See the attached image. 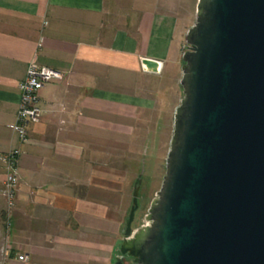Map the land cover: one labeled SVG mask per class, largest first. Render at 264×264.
<instances>
[{"label":"crops","instance_id":"obj_1","mask_svg":"<svg viewBox=\"0 0 264 264\" xmlns=\"http://www.w3.org/2000/svg\"><path fill=\"white\" fill-rule=\"evenodd\" d=\"M197 1L0 0V155L19 149L6 264H111ZM34 56L64 77L38 90L41 118L20 142L11 127ZM144 57L159 74L142 70ZM3 174L0 161V187Z\"/></svg>","mask_w":264,"mask_h":264},{"label":"water","instance_id":"obj_2","mask_svg":"<svg viewBox=\"0 0 264 264\" xmlns=\"http://www.w3.org/2000/svg\"><path fill=\"white\" fill-rule=\"evenodd\" d=\"M185 42L161 186L134 228L137 178L118 251L130 264H264V0H198Z\"/></svg>","mask_w":264,"mask_h":264},{"label":"rangeland","instance_id":"obj_3","mask_svg":"<svg viewBox=\"0 0 264 264\" xmlns=\"http://www.w3.org/2000/svg\"><path fill=\"white\" fill-rule=\"evenodd\" d=\"M167 75L163 79L162 84L163 88L167 87V96L165 91V96L163 98L159 96L157 110L152 112L150 120L151 134L148 138H145L140 160H136V162L138 161L137 165H139L138 178L140 179V183L137 197L138 206L132 224L134 228L144 224L146 210L161 186L162 178L165 173V160L172 135L173 114L183 96L179 84L181 72H178L177 76H175L172 81ZM143 141L144 138H142V143ZM4 208L5 205L3 201V209L0 213V264H6L8 262V248L6 247L7 241L5 239L8 224L4 214H2L4 213ZM119 246L120 243L117 245L115 252L111 254V264H115L117 260H121L124 264H130L131 261L129 258L128 261L124 258L117 259Z\"/></svg>","mask_w":264,"mask_h":264},{"label":"built area","instance_id":"obj_4","mask_svg":"<svg viewBox=\"0 0 264 264\" xmlns=\"http://www.w3.org/2000/svg\"><path fill=\"white\" fill-rule=\"evenodd\" d=\"M64 74L47 66L37 64L35 56L32 57L26 68L24 79L19 83V103L15 114L14 123L11 127L20 142L27 141V127L31 123L38 122L42 115V110L38 105V90L45 82L50 80H61ZM19 149H11L0 155L3 164V180L0 187V197L4 201V217L7 224L14 206L17 191V162ZM18 259L24 260L25 256L19 255Z\"/></svg>","mask_w":264,"mask_h":264},{"label":"flooded vegetation","instance_id":"obj_5","mask_svg":"<svg viewBox=\"0 0 264 264\" xmlns=\"http://www.w3.org/2000/svg\"><path fill=\"white\" fill-rule=\"evenodd\" d=\"M125 259L126 261H128V258L125 255H121L120 253L117 255V259Z\"/></svg>","mask_w":264,"mask_h":264}]
</instances>
